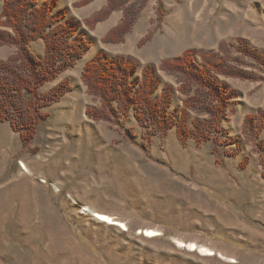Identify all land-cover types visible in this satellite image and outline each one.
Returning a JSON list of instances; mask_svg holds the SVG:
<instances>
[{
	"label": "rangeland",
	"instance_id": "374dc122",
	"mask_svg": "<svg viewBox=\"0 0 264 264\" xmlns=\"http://www.w3.org/2000/svg\"><path fill=\"white\" fill-rule=\"evenodd\" d=\"M78 1L58 0L54 12L68 9L66 20L81 23L79 32L91 49L40 93L64 80L72 90L44 109L48 117L30 144L9 121L0 123V264H264V131L243 135L247 115L264 113V80L219 77L240 93L222 123L219 146L212 139L198 146L194 137L183 145L177 127L166 138L155 132L148 141L133 110L126 119L118 113L114 122L96 121L87 109L101 102L82 81L84 67L100 51L134 57L141 65L187 50L214 52L220 42L238 38L264 51V0H163L162 21L158 0H147L120 44L102 39L121 22L123 11L90 29L83 20L108 0L74 8ZM44 48L43 39L30 45L38 59ZM15 52L16 47L0 46V60ZM249 63L244 71L264 77ZM157 78L154 98L171 84L169 112L178 120L185 98L178 78L162 71ZM189 113L194 129L193 121L205 116ZM240 137L238 151L233 140ZM86 207L127 229L100 221ZM148 230L158 235L147 237Z\"/></svg>",
	"mask_w": 264,
	"mask_h": 264
},
{
	"label": "trees",
	"instance_id": "16d2710c",
	"mask_svg": "<svg viewBox=\"0 0 264 264\" xmlns=\"http://www.w3.org/2000/svg\"><path fill=\"white\" fill-rule=\"evenodd\" d=\"M95 0H80L74 8L85 7ZM140 6L130 0H108L107 5L83 24L93 29L106 21L113 12L122 10L121 22L102 39L107 44L125 42L136 24L144 2ZM158 19L165 15L163 0H158ZM58 0H5L0 15V28L13 31L7 34L0 30V46L16 47V52L0 60V123L9 121L13 129L21 134L25 144L33 142L38 127L48 117L44 109L58 102L72 90L68 80L60 82L50 91L41 94L40 88L57 79L70 69L91 49V41L79 32L81 23L66 20L68 9L54 13ZM39 39L45 42L44 55L38 59L30 45ZM150 35L139 42L143 46ZM264 72V51L254 47L250 41L238 38L235 42L222 41L218 50H187L179 57L160 64L141 63L134 57H110L98 52L84 67L82 81L89 95L101 102L99 108H88L87 115L96 121L114 122L118 113L126 119L131 110L140 126L146 131L149 141L155 132L162 138L169 130L177 127L183 145L194 137L198 146L212 139L216 146L221 144L222 123L236 104L240 93L227 81L219 77L243 80H259L256 73L244 71L250 65ZM175 75L180 83L179 91L185 96L184 108L177 120L169 111L173 104L174 87L165 84L159 99L154 98L161 81L158 72ZM139 74V76H138ZM190 111L205 116L193 121ZM155 126V129L152 127ZM264 131V113L249 114L244 121L243 135L249 138ZM247 134V135H246ZM256 136V137H257ZM238 151L243 139L236 138ZM246 157L243 166H246Z\"/></svg>",
	"mask_w": 264,
	"mask_h": 264
},
{
	"label": "bare ground",
	"instance_id": "6f19581e",
	"mask_svg": "<svg viewBox=\"0 0 264 264\" xmlns=\"http://www.w3.org/2000/svg\"><path fill=\"white\" fill-rule=\"evenodd\" d=\"M22 167H23V169L26 171V172H28V170H29V168L27 167V165L26 164H22ZM30 171V170H29ZM85 209V211L88 213V214H90V215H93L94 217H96L97 219H99L100 221H102V222H105V223H108V224H114V225H119V226H121L123 229H127V226H126V224L125 223H122V222H119V221H117L113 216H111V215H108V214H104V213H100V212H96V210H92L91 208H89V207H86V208H84ZM158 235V233H156V231L155 230H148V231H146V236L147 237H155V236H157ZM189 246V249L191 248V249H193V250H195L196 249V246L194 245V244H190V245H188Z\"/></svg>",
	"mask_w": 264,
	"mask_h": 264
},
{
	"label": "crops",
	"instance_id": "0c3cea01",
	"mask_svg": "<svg viewBox=\"0 0 264 264\" xmlns=\"http://www.w3.org/2000/svg\"><path fill=\"white\" fill-rule=\"evenodd\" d=\"M45 1V0H44ZM54 13H56V12H54Z\"/></svg>",
	"mask_w": 264,
	"mask_h": 264
}]
</instances>
